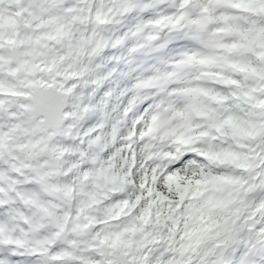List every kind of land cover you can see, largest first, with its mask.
Listing matches in <instances>:
<instances>
[{
  "label": "rangeland",
  "instance_id": "obj_1",
  "mask_svg": "<svg viewBox=\"0 0 264 264\" xmlns=\"http://www.w3.org/2000/svg\"><path fill=\"white\" fill-rule=\"evenodd\" d=\"M8 9L4 3L0 4V26L3 28V31L0 29V37L10 33L8 25L19 22V5L14 8L13 16L1 13ZM44 11L30 18L36 21L38 18H57L61 22L73 19L67 12L68 6L50 5ZM73 25V32L72 28L69 31L74 39L83 37L82 32L78 31L79 22ZM12 31L17 32V29L13 27ZM63 33L67 34L66 31ZM42 34L47 35V32ZM262 37L264 39V34ZM258 44L261 48L260 58L248 63L243 77L230 86L236 90L232 99L241 107H233L240 117L233 120L234 132L228 138L236 152L225 149L211 151L217 160L229 165L230 171L237 175L213 172V176L205 174L204 177H197L193 172L157 169L147 164L146 159L139 160L137 167H134L125 151V142L116 143L114 138H110L114 133L112 124L110 130L99 131L98 135L88 140L84 132L81 134L86 142L85 150L88 151L86 162L68 174L64 173L65 169L68 172L66 165L58 166L56 170L55 187L62 188L75 198L72 211L66 207L58 210L55 201L39 202L32 206L30 202L19 201L14 193L2 192L5 199L0 204L5 200V221H9V224H0L3 229L0 240L6 242L8 239L10 246L29 248L33 245L45 252H48L47 245L53 243L51 253L48 252L46 257L33 258L31 264H104L102 257L96 256L94 250L107 258L108 264H145L154 253L157 262L166 264L177 260L179 253L186 257L182 264H264V249H246L238 245L228 253L225 249L228 247V231L221 229L224 221L232 220L233 224H237L241 220L246 222L242 227L246 234L264 232V189L258 193L254 191L250 197L245 195L247 184L256 177L255 171L260 170L259 173L264 175V147L256 149L261 142L260 136L252 146L245 147V144L253 141L249 128L255 122L264 121V40ZM65 46V42L61 41L60 49ZM68 46L78 54H70V60L66 63L59 56L55 72L59 73L56 74L59 84L65 83L67 91L75 87L76 101H72L77 105L73 111L78 121V129L75 128L73 133L75 136L81 127L89 131L94 124L99 127L108 125V122L105 123L104 114L99 112L101 100L96 99V87L92 88L95 76L81 56L85 44L79 45L73 40ZM2 53H5L4 50L0 51V58ZM38 57L53 61L50 50L43 55L38 53ZM49 65L42 68V74L50 73ZM61 68H68V71L63 74ZM235 75L240 77L239 72ZM79 87L81 91L86 88L88 92L84 95L81 92L82 98ZM72 123L68 121L67 124ZM173 131V127L170 128V133ZM125 136L126 133L122 138ZM73 140L76 141L75 138ZM230 209L235 210L234 216L228 214ZM28 212L37 217L28 219ZM16 217L19 222L12 221ZM22 218L26 220L25 223L21 221ZM8 227H14L18 237L8 238V233L5 237ZM195 231L198 245H191L190 236ZM221 232L225 233L221 235ZM62 234L78 250L64 243Z\"/></svg>",
  "mask_w": 264,
  "mask_h": 264
},
{
  "label": "bare ground",
  "instance_id": "obj_2",
  "mask_svg": "<svg viewBox=\"0 0 264 264\" xmlns=\"http://www.w3.org/2000/svg\"><path fill=\"white\" fill-rule=\"evenodd\" d=\"M13 2L18 1V0H12ZM54 1H63V2H67L68 0H54ZM90 0H83V6L75 4V7L70 9L71 12H76V11H82L84 13H88V10H95V5H96V0L94 3H92V1ZM254 1V2H253ZM253 1H249V5H251L252 3H254V5H258L261 6L263 8L262 10V15H264V0H253ZM92 3V4H91ZM104 3V10L103 11H98L96 14L95 19H93L92 16H90L89 18V25L93 26V30L91 31V35L89 36V39L91 41V45H87V50L84 54L85 59L87 58H94L97 55H102L103 60H101L102 58H99L98 60H96V62H93V64L96 63H103V64H111L109 61V57L112 55L111 52H109L107 50V47L110 43L112 42H116V35L112 36L113 30L120 26L125 25L126 21L130 19V17L132 15H134V11L132 9H129V6L126 4V2L124 0H114V3L111 4V1L109 0H103ZM138 1H134L133 4H137ZM132 4V3H129ZM92 5V8L90 9V6ZM82 16V15H81ZM79 18H81L80 16H77ZM84 22H86V20H84ZM257 28L259 29V31H263L264 27L262 26H257ZM106 30V34H101V31ZM147 32V30H146ZM53 33H55V36L58 37L60 34L59 30H55ZM85 35V34H84ZM122 35V44H117L115 46L117 55H121L124 56V48L127 46V44L130 42V36L129 35ZM260 33H251L250 36L245 35V39L246 41L243 42H237L232 44L233 46V54H238L241 51L244 50H251L253 51V56H248L246 55V53L244 52V55L238 59L237 56L235 57V59H237L235 62H233V66L234 68H236V70L240 71L241 73H245V67L241 65V63L244 61L246 64L248 62L251 61V57H256L259 58V47L255 46L254 43L252 42L253 39L257 36H259ZM87 38L88 36L85 35ZM257 40H261V38H257ZM1 48L4 47V45H0ZM128 69H125V72ZM103 71V70H102ZM111 79V77H107V79ZM226 79V77H225ZM229 80V79H227ZM102 85V89H107L108 87L107 85V81L106 80H102L101 82ZM117 89L116 90H111L109 95H105L104 96V101H112L113 100V95H115L117 93ZM103 95V94H102ZM214 95L218 96L217 94L214 93ZM231 96V92H226L225 97L223 98V101H220L221 103V107L223 108L222 110H219L217 108H214V112L218 114L219 118L221 119H225V122L218 127V130H220L224 135V137L226 135L231 134L234 131L233 128V124L231 123L230 119H235L237 117V113L233 110V108L231 106H233L234 101L232 99H230ZM127 102V101H125ZM123 102V103H125ZM177 105V104H176ZM173 104L174 108L173 111L176 113L177 118L180 119L181 115L179 113L180 111V107L176 106ZM122 110H117L116 112L113 113V118L112 121L115 120H120V119H125V122H127L129 120V117H125L124 113L121 112ZM133 112H135V110H133ZM182 120V119H181ZM106 128V127H105ZM250 132H251V139L253 140L250 143H247L245 146L249 147L252 146L255 139L258 138L260 136L261 138V142L260 144L256 147L257 150H259L260 148L264 147V141L262 142V140H264V121L261 122H255L250 128ZM180 131H183V129H181ZM182 138L190 140V137L188 136L187 132H182L180 134ZM152 137V142L150 144H147L146 147L150 148L149 150L146 149V151L142 152L140 157L143 158L146 154H153V155H157V156H162L163 152L161 151V148H164L165 146V140H162V137L159 136H155L154 134L151 136ZM154 138H156V141H154ZM118 139V138H117ZM162 140V145L159 148V144L161 143ZM127 143L131 146L134 145L133 141L130 140H126ZM131 142V143H130ZM189 141H186V143ZM153 143V145H151ZM212 146V143L209 141L206 145H204V151H206V149H209ZM226 148L228 150H232V144L229 143ZM262 154V153H261ZM186 157V156H185ZM154 158V157H153ZM215 159L213 157L210 158ZM200 164L202 165V167H190L187 169H184L183 171H191L194 174L198 176H203L204 177V172L206 170V165L204 162H200ZM260 171V170H259ZM259 171H255L254 175H256V177L254 178V180H252L249 184H247V188L245 191V195L247 197H250L254 191H257L256 193H258V191L260 189H264V175L262 174V172L259 173ZM255 193V194H256ZM229 215L234 216L235 214V210L234 209H230L227 211ZM243 214V209H241V215ZM246 224V222H242L241 220H239V222L237 224H233L232 220H228V221H224L223 224L221 225V229L222 231H228V238H227V248L226 251L228 253H230L235 246L240 245L241 247H245L246 249H252V248H256V249H264V232L261 233H257L255 231L249 232V233H245V230L242 229L243 225ZM225 232H221L220 234H224ZM245 238L248 240L245 241ZM237 241L239 243H237Z\"/></svg>",
  "mask_w": 264,
  "mask_h": 264
},
{
  "label": "water",
  "instance_id": "obj_3",
  "mask_svg": "<svg viewBox=\"0 0 264 264\" xmlns=\"http://www.w3.org/2000/svg\"><path fill=\"white\" fill-rule=\"evenodd\" d=\"M60 123H61V119H60V110H59V111H57V113H56L55 116H52L51 121H50V124H51L52 127H55L56 128V127H58L60 125ZM48 127L49 126H47V125H43V127L41 129V132H44L45 133L47 131V128ZM47 154H48L47 151L44 150V151H42L39 154V156H43V155H47ZM54 196L58 200H60L61 202L65 203L67 205H71L70 200L67 197L63 196L60 192L55 193Z\"/></svg>",
  "mask_w": 264,
  "mask_h": 264
}]
</instances>
